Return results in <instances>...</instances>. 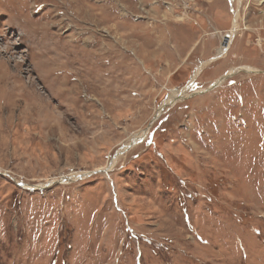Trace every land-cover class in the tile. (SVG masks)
<instances>
[{
  "label": "rangeland",
  "instance_id": "374dc122",
  "mask_svg": "<svg viewBox=\"0 0 264 264\" xmlns=\"http://www.w3.org/2000/svg\"><path fill=\"white\" fill-rule=\"evenodd\" d=\"M0 264H264V0H0Z\"/></svg>",
  "mask_w": 264,
  "mask_h": 264
},
{
  "label": "bare ground",
  "instance_id": "6f19581e",
  "mask_svg": "<svg viewBox=\"0 0 264 264\" xmlns=\"http://www.w3.org/2000/svg\"><path fill=\"white\" fill-rule=\"evenodd\" d=\"M233 30H231V32H232ZM228 41V40H227ZM95 65V64H94ZM137 76V75H136ZM180 94H181V97H183L184 96V91L182 90L181 92H179V93H177V94H174L173 96H172V99L173 98H175V97H177L176 99H179L180 98ZM176 99H173V101L174 100H176Z\"/></svg>",
  "mask_w": 264,
  "mask_h": 264
},
{
  "label": "built area",
  "instance_id": "2783aa9c",
  "mask_svg": "<svg viewBox=\"0 0 264 264\" xmlns=\"http://www.w3.org/2000/svg\"><path fill=\"white\" fill-rule=\"evenodd\" d=\"M231 35L232 34H230V33H226L225 36H224V39L229 40L231 38Z\"/></svg>",
  "mask_w": 264,
  "mask_h": 264
}]
</instances>
